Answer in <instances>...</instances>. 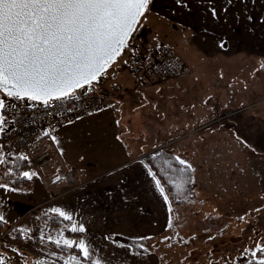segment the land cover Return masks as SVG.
I'll use <instances>...</instances> for the list:
<instances>
[{"label": "crops", "instance_id": "0c3cea01", "mask_svg": "<svg viewBox=\"0 0 264 264\" xmlns=\"http://www.w3.org/2000/svg\"><path fill=\"white\" fill-rule=\"evenodd\" d=\"M151 8L136 44L174 48L187 70L136 87L123 73L127 62H119L123 67L115 72L122 70L126 90L97 111H76L57 129L40 123L38 144L52 162L30 179L21 172L38 192L40 208L71 217L67 227L74 224L72 234L88 255L77 248L92 264L133 263L143 247L129 241L156 237L170 226L171 202L144 161L147 153L165 147L196 158L199 176L187 162L195 184L209 190L219 184L224 159L239 163L243 149L264 156V0H152ZM0 99L8 96L0 91ZM164 127L172 134L157 141ZM22 153L0 137V169L5 164L11 174V157ZM115 251L123 257H111Z\"/></svg>", "mask_w": 264, "mask_h": 264}, {"label": "rangeland", "instance_id": "374dc122", "mask_svg": "<svg viewBox=\"0 0 264 264\" xmlns=\"http://www.w3.org/2000/svg\"><path fill=\"white\" fill-rule=\"evenodd\" d=\"M151 1L127 46L108 66L113 73L130 58L127 53L139 46L136 40L151 19ZM184 65L186 67L185 61ZM186 70L187 67L184 72ZM171 134V128L164 127L156 135L157 141ZM185 137L179 143H185ZM243 150L239 153V163L230 158L221 162V172L217 175L219 184L215 189H206L201 182H196L195 197L186 204L173 203L165 192L171 202V211L168 206L170 226L156 237L134 239L143 251L134 254L137 258L129 264H245L241 258H251L253 252L264 248V156H253ZM181 156L193 165L199 176L202 167L195 162L196 158L186 153ZM26 167L22 169L24 176ZM0 185H3L0 187V216L3 217L0 220V264H92L77 251L80 237L67 230L75 229L74 224L67 227L36 219L42 213L37 205L38 192L34 194L31 184L8 173L5 164L0 169ZM42 185L40 183V191ZM65 239L74 242L71 247L63 244ZM120 255L123 257L115 251L111 257ZM110 264L119 262L112 259Z\"/></svg>", "mask_w": 264, "mask_h": 264}, {"label": "snow or ice", "instance_id": "6c2138e0", "mask_svg": "<svg viewBox=\"0 0 264 264\" xmlns=\"http://www.w3.org/2000/svg\"><path fill=\"white\" fill-rule=\"evenodd\" d=\"M148 3L149 0H0V91L8 97H27L48 104L53 98L60 99L73 89L91 84L127 46ZM5 106L0 99V110ZM3 123L0 116V125ZM73 243L63 240L68 247ZM78 247L88 255L82 242ZM260 251L264 252V248Z\"/></svg>", "mask_w": 264, "mask_h": 264}, {"label": "built area", "instance_id": "2783aa9c", "mask_svg": "<svg viewBox=\"0 0 264 264\" xmlns=\"http://www.w3.org/2000/svg\"><path fill=\"white\" fill-rule=\"evenodd\" d=\"M180 54L165 44L140 45L133 49L125 70L134 78L135 86L167 82L185 70ZM108 68L91 84L71 90L70 95L51 99L48 104L27 97H8L5 108L0 110L5 123L1 125V140L14 149L24 152L29 160L27 177H33L36 169L52 162L51 153L38 144L37 129L48 122L57 129L70 115L83 108L99 110L104 101L126 90L119 73Z\"/></svg>", "mask_w": 264, "mask_h": 264}, {"label": "trees", "instance_id": "16d2710c", "mask_svg": "<svg viewBox=\"0 0 264 264\" xmlns=\"http://www.w3.org/2000/svg\"><path fill=\"white\" fill-rule=\"evenodd\" d=\"M181 160L184 161L174 151L164 147L157 148L144 156L146 165L161 182L164 191L175 204H186L190 202L196 194L194 169L185 161L184 164H181L179 162ZM9 163L11 164V175L14 174L17 179L24 180V178L21 177V172L22 169L28 165L29 160L21 155H14L11 157ZM41 212L42 213L38 217L44 222L67 226V219L65 217L42 208ZM0 227H2V223H0ZM129 242L132 245H136L135 240H130ZM77 251H79L78 248ZM260 260H264V252L260 250L251 258L240 259V261L245 264H259Z\"/></svg>", "mask_w": 264, "mask_h": 264}, {"label": "water", "instance_id": "95a60500", "mask_svg": "<svg viewBox=\"0 0 264 264\" xmlns=\"http://www.w3.org/2000/svg\"><path fill=\"white\" fill-rule=\"evenodd\" d=\"M140 18H141V16L138 18V22H139ZM138 22H137V24H138ZM137 24L134 26V30H135ZM132 33H133V32H132ZM132 33L130 34V37H131ZM130 37H129V39H130ZM129 39H128V40H129ZM127 42H128V41H127ZM115 58H116V57H115ZM2 92H3V91H2ZM3 93H4V92H3ZM4 94H5V93H4ZM5 95H6V94H5Z\"/></svg>", "mask_w": 264, "mask_h": 264}]
</instances>
